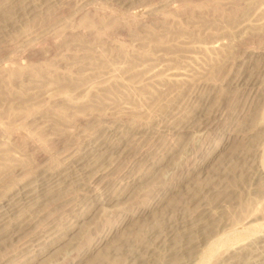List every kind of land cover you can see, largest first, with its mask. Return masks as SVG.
<instances>
[{
	"label": "rangeland",
	"instance_id": "1",
	"mask_svg": "<svg viewBox=\"0 0 264 264\" xmlns=\"http://www.w3.org/2000/svg\"><path fill=\"white\" fill-rule=\"evenodd\" d=\"M0 204V264H264V0H0Z\"/></svg>",
	"mask_w": 264,
	"mask_h": 264
},
{
	"label": "bare ground",
	"instance_id": "2",
	"mask_svg": "<svg viewBox=\"0 0 264 264\" xmlns=\"http://www.w3.org/2000/svg\"><path fill=\"white\" fill-rule=\"evenodd\" d=\"M98 154H99V153H98ZM99 157H100V156H99ZM81 158H82V157H81ZM71 166H72V165H71ZM93 169H94V168H93ZM43 172H44V171H43ZM37 175H38V174H37ZM42 175H43V174H42ZM37 182H38V181H37ZM19 183H20V182H19ZM25 183H26V182H25ZM21 185H22V184H21ZM32 185H33V184H32ZM18 186H19V185H18ZM19 191H20V189H19ZM30 191H31V190H30ZM30 191H29V192H30ZM15 192H16V191H15ZM24 192H25V191H24ZM24 192H23V193H24ZM29 192H28V193H29ZM38 192H39V191H38ZM45 192H46V191H45ZM28 193H26L25 195H27ZM31 193H32V192H31ZM29 194H30V193H29ZM33 194H34V192H33ZM9 196H10V195H9ZM39 197H40V196H39ZM33 198H34V197H33ZM33 198H32V199H33ZM9 199H10V198H9ZM38 199H39V198H38ZM43 200H44V198H43ZM31 201H32V200H31ZM53 201H54V200H53ZM32 202H33V201H32ZM36 203H37V202H36ZM31 204H32V203H31ZM0 205H1V204H0ZM0 207H1V206H0ZM20 208H21V207H20ZM0 209H1V208H0ZM32 225H33V224H32ZM27 255H28V254H27ZM23 257H24V256H23ZM20 260H21V259H20Z\"/></svg>",
	"mask_w": 264,
	"mask_h": 264
}]
</instances>
